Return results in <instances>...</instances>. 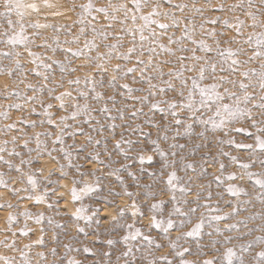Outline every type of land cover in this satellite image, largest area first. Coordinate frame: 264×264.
<instances>
[{
	"label": "snow or ice",
	"instance_id": "6c2138e0",
	"mask_svg": "<svg viewBox=\"0 0 264 264\" xmlns=\"http://www.w3.org/2000/svg\"><path fill=\"white\" fill-rule=\"evenodd\" d=\"M0 77V264H264V0H0Z\"/></svg>",
	"mask_w": 264,
	"mask_h": 264
},
{
	"label": "rangeland",
	"instance_id": "374dc122",
	"mask_svg": "<svg viewBox=\"0 0 264 264\" xmlns=\"http://www.w3.org/2000/svg\"><path fill=\"white\" fill-rule=\"evenodd\" d=\"M59 2L60 3H65L66 0H59ZM76 2L77 3H80V2H83V0H76ZM70 15H72L73 18H74V14H71L70 13ZM61 22H64V21L61 20ZM67 22L68 23H71V20H68ZM49 54H51V53H49ZM78 74H82V73H78ZM5 83L11 84V81H9L5 77H0V88H3V86H4ZM29 94H31V93H29ZM38 111H39V109H38ZM15 116H16V113H13V119H15ZM29 118L30 119H39L40 117L32 116V117H29ZM38 130H40V129H38ZM243 139H244L243 136H237V140H243ZM181 142H183V141H181ZM233 154H236V153H233ZM48 166L50 167L51 165L49 164ZM13 175H15V174L13 173ZM0 194H2V199H0V203H4L5 201H10L13 204H16L17 203L16 197L12 196L11 193L8 190L3 189V188H0ZM21 195H25V194L22 193ZM25 204L34 213L45 210V206L44 205H34L33 203H30V202H27V201H25V202H23L21 204V208L20 209H11V210L10 209H0V228H4L5 227V218H6V215H7V212L8 211H18V210H22L23 209V206ZM51 214L52 213H50V212H46V215H51ZM22 224H23V219H21V224L20 225H17L16 227H20V226H22ZM29 226L36 231V235L31 237L32 239H35L38 235H40V233H39V227L40 226L39 225H35L31 221L29 222ZM51 235H52L51 232H47L45 234L46 240H50ZM20 242L21 243H27L28 240L25 239V238H20ZM51 246L52 245L49 244V247H51ZM36 250L38 251V250H41V249H36ZM0 251H3V250L0 249ZM77 258L79 259V258H83V257L82 256H77Z\"/></svg>",
	"mask_w": 264,
	"mask_h": 264
},
{
	"label": "bare ground",
	"instance_id": "6f19581e",
	"mask_svg": "<svg viewBox=\"0 0 264 264\" xmlns=\"http://www.w3.org/2000/svg\"><path fill=\"white\" fill-rule=\"evenodd\" d=\"M4 215V214H3ZM146 223V222H145Z\"/></svg>",
	"mask_w": 264,
	"mask_h": 264
}]
</instances>
